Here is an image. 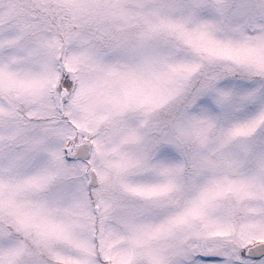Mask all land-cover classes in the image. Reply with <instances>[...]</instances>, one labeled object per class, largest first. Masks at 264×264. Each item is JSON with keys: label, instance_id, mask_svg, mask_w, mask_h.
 I'll return each mask as SVG.
<instances>
[{"label": "snow or ice", "instance_id": "1", "mask_svg": "<svg viewBox=\"0 0 264 264\" xmlns=\"http://www.w3.org/2000/svg\"><path fill=\"white\" fill-rule=\"evenodd\" d=\"M0 264H264V0H0Z\"/></svg>", "mask_w": 264, "mask_h": 264}]
</instances>
